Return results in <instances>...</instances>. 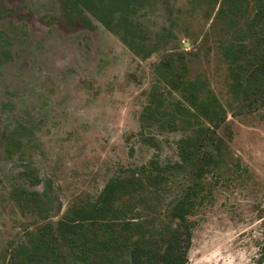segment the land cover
I'll use <instances>...</instances> for the list:
<instances>
[{
    "label": "rangeland",
    "instance_id": "obj_1",
    "mask_svg": "<svg viewBox=\"0 0 264 264\" xmlns=\"http://www.w3.org/2000/svg\"><path fill=\"white\" fill-rule=\"evenodd\" d=\"M63 2L0 0V264L34 224L10 194L26 168L42 181L35 189L45 186L64 210L152 159L177 160L183 133L140 121L167 51L193 52L190 76H203L232 107L207 4L152 0L139 10L146 44L172 33L142 59L93 18L63 11ZM227 125L234 163L191 217L188 264H254L264 238V114L229 113ZM170 199L162 196L159 214Z\"/></svg>",
    "mask_w": 264,
    "mask_h": 264
},
{
    "label": "trees",
    "instance_id": "obj_2",
    "mask_svg": "<svg viewBox=\"0 0 264 264\" xmlns=\"http://www.w3.org/2000/svg\"><path fill=\"white\" fill-rule=\"evenodd\" d=\"M151 1L64 0L63 11L90 16L146 59L172 37L171 31L162 32L146 44L138 11ZM197 1L215 11L230 112L203 76H190L193 52L167 51L154 67L157 85L140 121L142 129L183 133L175 143L177 160L161 164L152 159L64 210L45 186L35 189L42 181L26 168L10 194L34 224L23 230L2 264H188L195 227L191 217L208 204L214 185L234 163L228 114H264V0ZM164 194L171 199L159 214ZM254 264H264V238Z\"/></svg>",
    "mask_w": 264,
    "mask_h": 264
},
{
    "label": "flooded vegetation",
    "instance_id": "obj_3",
    "mask_svg": "<svg viewBox=\"0 0 264 264\" xmlns=\"http://www.w3.org/2000/svg\"><path fill=\"white\" fill-rule=\"evenodd\" d=\"M71 15V13H69ZM73 15V14H72ZM89 16V15H88ZM90 17V16H89Z\"/></svg>",
    "mask_w": 264,
    "mask_h": 264
}]
</instances>
